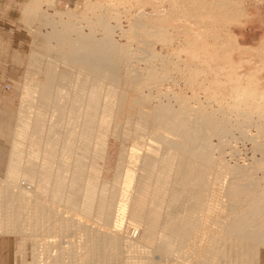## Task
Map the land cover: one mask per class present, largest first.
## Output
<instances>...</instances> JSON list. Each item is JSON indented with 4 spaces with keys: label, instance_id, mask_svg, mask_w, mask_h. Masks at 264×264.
I'll list each match as a JSON object with an SVG mask.
<instances>
[{
    "label": "bare ground",
    "instance_id": "bare-ground-1",
    "mask_svg": "<svg viewBox=\"0 0 264 264\" xmlns=\"http://www.w3.org/2000/svg\"><path fill=\"white\" fill-rule=\"evenodd\" d=\"M32 15L41 22L42 11H33ZM59 32L34 36L42 50H35L34 45L27 56L28 78L20 94L29 102L21 101V115L11 137L3 178L7 185L0 179L4 184L0 182V236L29 241L31 256L25 264H156V255L166 260L164 264H258L259 248L264 246V222L257 218L264 208V194L250 197L252 204L236 211V195L248 194L250 187L228 181L223 191H215L219 187L215 172L236 170L237 166L232 168L217 160L223 168L214 171L213 144L200 127L203 121L199 118L195 123L196 116L195 122L188 120L184 105L173 109L160 103L155 110L144 111L137 104L134 115H128L122 123L133 127L134 136L152 128L154 134L151 129L149 133L161 140L162 152L141 143L143 139L138 138L142 136L137 135V142L129 149H118L112 176L107 178L109 138L130 134L115 125L117 101L111 99L119 94L120 83H113L119 78L118 69L111 67V60L106 63V49L110 51L113 43L105 37L89 42L82 38L78 44ZM50 38H56L60 50L49 44ZM48 57L64 59L68 67L57 72ZM69 70L78 75L67 90L58 81L67 80ZM55 81L60 90L54 105L56 115L48 130L46 150L40 156L32 144L39 139L42 116L32 105L37 103L35 99L46 103ZM42 176L47 179L43 186L42 180H37ZM21 179L29 185L35 183L39 192L28 190L32 188L29 185L24 189L17 183ZM221 197L227 202L222 203ZM59 206L63 207L59 208L61 212L57 211ZM217 213L222 214V220L216 218ZM132 221L143 226L142 243L132 242L136 247L122 233L125 222ZM68 231L79 234L75 244L57 243V233ZM133 252L139 253V263L130 260Z\"/></svg>",
    "mask_w": 264,
    "mask_h": 264
},
{
    "label": "rangeland",
    "instance_id": "rangeland-1",
    "mask_svg": "<svg viewBox=\"0 0 264 264\" xmlns=\"http://www.w3.org/2000/svg\"><path fill=\"white\" fill-rule=\"evenodd\" d=\"M37 10L43 13L41 22H36L39 12L35 20L33 19L32 13ZM58 31L67 34L76 43L78 40L82 41V38L89 42L94 38L97 39L95 41H101L105 37L113 43L110 51L106 49L110 57L107 58L109 63L107 60L106 63L110 64L111 60V67L115 66L119 74V80L116 79V83L113 81L115 85L120 83L117 85L119 94L111 99L112 102L114 99L117 101L114 102L118 117L115 125L119 130L122 128L130 134L125 136L127 139L121 136L119 141L114 137L109 138L107 166L110 170L107 178L112 176L120 148L129 149L137 142V135L142 136L138 138L139 141L143 139L141 143L153 145L155 149L159 148L158 153L162 152L164 145L159 138L157 141L156 135L152 138V128L139 131L141 134L142 131L145 132V137L139 135L140 133L134 136L133 127L123 123L126 118L134 115L137 104H141L144 111H149L152 108L155 110L160 103H165L173 109L184 105V114L189 111L186 115L190 117L188 120L195 122L194 119L198 117L195 123L198 124L199 120L205 122H200V127L203 126L211 139L210 144H213L212 157L216 160L213 167L217 166L213 168L214 171L223 168L220 164L217 165L218 161L230 164L232 168L237 166L236 170L223 172V168L215 172L219 184H216L219 189L216 188L215 191L218 193L228 186V181L251 188L250 194L236 195V211L252 204L250 197L264 194V0H16L15 3L12 0H0L2 182L10 158V144L13 142L11 137L17 128L18 115H21V104L29 102L25 101V95L20 94L24 90L25 79L28 78L27 56L34 45L35 50L41 49L33 37L39 35L40 38L41 34ZM55 40L56 38L49 39V44L54 48L58 46V41ZM57 48L60 50L59 46ZM48 59L57 68V72L65 66L68 67L64 59ZM77 73L69 70L67 80H59V84H64L67 90L71 89ZM58 82L55 81V86L49 88L50 95L46 103L43 101L42 104L40 99H35L37 103L34 102V105L30 103L40 109L36 112L42 116L38 142H33L35 146L31 143L40 156L46 150L48 130L56 115L54 105L60 91H57ZM22 112L28 115L23 109ZM150 129L152 133H149ZM160 131L162 129L158 133ZM162 134L164 136L166 133ZM171 137L174 136L171 134ZM36 161L39 163L34 158V162ZM101 171L103 172L102 169ZM37 180H42V186L47 183L43 176ZM2 182L1 184L6 183ZM17 183L24 186V189L30 186L32 188L28 190L39 192L34 188L35 183L29 185L23 179ZM153 186L151 182L150 191H153ZM225 199L226 197H221L224 201L221 202L226 203ZM59 208L63 207H57V211L61 212ZM219 213L216 218L222 220V214ZM257 221L264 222V208ZM135 225H138L137 222H125L122 233L136 247L134 243H142L143 226ZM57 235V243L64 246L70 242L75 244L79 236L75 231ZM1 236L0 238L4 237L15 243L13 264H25L31 256L29 241H20L17 236L12 235ZM138 255L139 253H131L134 257L129 256L130 260L139 263L142 259ZM261 255L263 258L260 260ZM156 256L153 258L154 263H165V259ZM258 264H264V246L259 248Z\"/></svg>",
    "mask_w": 264,
    "mask_h": 264
},
{
    "label": "crops",
    "instance_id": "crops-1",
    "mask_svg": "<svg viewBox=\"0 0 264 264\" xmlns=\"http://www.w3.org/2000/svg\"><path fill=\"white\" fill-rule=\"evenodd\" d=\"M15 3L16 0H12ZM1 90V89H0ZM3 237V236H1ZM8 237V236H6ZM15 252V243H11L6 238H0V264H13V253ZM263 258L261 255L260 260Z\"/></svg>",
    "mask_w": 264,
    "mask_h": 264
}]
</instances>
